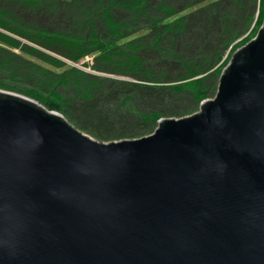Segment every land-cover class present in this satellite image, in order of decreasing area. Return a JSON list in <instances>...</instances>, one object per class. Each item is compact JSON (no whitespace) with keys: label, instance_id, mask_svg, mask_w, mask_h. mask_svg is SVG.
<instances>
[{"label":"water","instance_id":"1","mask_svg":"<svg viewBox=\"0 0 264 264\" xmlns=\"http://www.w3.org/2000/svg\"><path fill=\"white\" fill-rule=\"evenodd\" d=\"M0 264H264V20L212 98L147 135L0 88Z\"/></svg>","mask_w":264,"mask_h":264},{"label":"trees","instance_id":"2","mask_svg":"<svg viewBox=\"0 0 264 264\" xmlns=\"http://www.w3.org/2000/svg\"><path fill=\"white\" fill-rule=\"evenodd\" d=\"M61 8L69 23L51 21V10ZM263 20L264 0H0V88L63 113L98 139L147 135L162 117L191 114L210 97L225 54L246 33L253 38ZM162 49L163 58L154 52ZM52 52L83 65L93 56L92 69L124 78L82 70ZM152 58H162L161 73ZM69 84L77 87L73 97L59 88ZM137 98L150 109L140 110ZM115 103L127 107L114 117Z\"/></svg>","mask_w":264,"mask_h":264},{"label":"rangeland","instance_id":"3","mask_svg":"<svg viewBox=\"0 0 264 264\" xmlns=\"http://www.w3.org/2000/svg\"><path fill=\"white\" fill-rule=\"evenodd\" d=\"M52 12H53V15H52V17H51V21H56V20H58L59 18L60 19H63V21L64 22H67V23H69V19H68V17H69V15L68 14H66V16H65V18L63 17V15L65 14V12L67 13V11H69V9H67V8H61V9H55V11L57 12V14H55V11H54V9H52L51 10ZM32 15H33V17L35 18V17H37V16H35V14H33L32 13ZM51 23V22H50ZM257 23H258V19H257ZM256 23V24H257ZM256 29V28H255ZM201 31V30H200ZM202 32V31H201ZM250 36H251V32H248V33H246L245 35H243L241 38H239L234 44L236 45V47L238 48V47H240V46H242L243 44H245V43H247L249 40H251L250 39ZM30 44H32V45H34L33 43H31V42H29ZM199 43L198 42H195V45H190L191 46V49H193V48H196L197 47V45H198ZM200 45V44H199ZM235 47V48H236ZM165 48V47H164ZM163 48V49H164ZM236 48V49H237ZM43 49V48H42ZM163 49L162 50H154V52L156 53H158V54H160V56L163 58L164 57V52H163ZM235 49V50H236ZM44 50H46V49H44ZM234 50V51H235ZM17 51H18V49H17ZM46 51H48L49 52V50H46ZM233 51V52H234ZM51 52V51H50ZM233 52H230V49H229V51L225 54V56H224V58H223V60H226L227 61V63H228V61L230 60V58H231V56H232V54H233ZM52 54H54V55H58V56H61L62 58H64V59H68V58H65L64 56H62V55H59V54H57L56 52H52ZM162 58H152L151 60H150V63H151V66L152 67H154L155 68V70L158 72V73H161L162 72V69L164 68V67H166V65L164 66V62L162 61ZM170 59H172V58H170ZM69 60V59H68ZM67 60V62H70V61H68ZM83 62H86V61H88L89 63H90V65L91 64H93V62H94V58H93V56H87L85 59H83L82 60ZM226 63V62H225ZM227 63H226V65H227ZM77 66H81V67H83L84 69H82V68H80V69H82V70H85V71H89V72H93V73H95V74H100V75H103V76H106V77H109V78H124L123 76H120V75H115V74H112V73H107V72H100V71H96V70H94V69H92L91 67H90V65H83L82 63H79V64H76ZM225 65V66H226ZM224 69V68H223ZM8 71H10V70H8ZM39 78H41V77H39ZM59 88H60V90L62 91V93L66 96H68V97H73L74 96V93H75V90L77 89V87H76V84H69L68 86H63V85H59ZM217 91V90H216ZM216 91H214V90H211V92H210V97H206V98H212L214 95H215V93H216ZM205 98V99H206ZM133 101H137V104H138V107H139V109L140 110H146V109H150V106L148 105V102H145V101H147V100H145V101H142L141 99H139V98H137V100H133ZM126 105H124V108H122V106H121V104L120 103H118V104H116L115 103V105L114 106H110L109 107V109H108V113L109 114H111L112 116H114L115 117V115H116V113H118L119 111H126L125 109H126ZM199 110V105L198 106H196L195 107V110H194V113L196 112V111H198ZM84 131H86V130H84ZM87 132V131H86ZM93 136V135H92Z\"/></svg>","mask_w":264,"mask_h":264}]
</instances>
